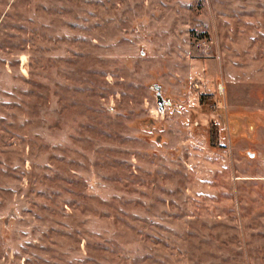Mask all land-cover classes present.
I'll return each instance as SVG.
<instances>
[{"label": "rangeland", "instance_id": "obj_1", "mask_svg": "<svg viewBox=\"0 0 264 264\" xmlns=\"http://www.w3.org/2000/svg\"><path fill=\"white\" fill-rule=\"evenodd\" d=\"M237 111L263 131L264 0H0V264H264Z\"/></svg>", "mask_w": 264, "mask_h": 264}, {"label": "crops", "instance_id": "obj_2", "mask_svg": "<svg viewBox=\"0 0 264 264\" xmlns=\"http://www.w3.org/2000/svg\"><path fill=\"white\" fill-rule=\"evenodd\" d=\"M256 121L254 115L233 112L228 121L223 122L226 129L222 127L225 135L223 133L221 135L222 148L219 150L238 161L249 158L264 160V128L262 131Z\"/></svg>", "mask_w": 264, "mask_h": 264}, {"label": "water", "instance_id": "obj_3", "mask_svg": "<svg viewBox=\"0 0 264 264\" xmlns=\"http://www.w3.org/2000/svg\"><path fill=\"white\" fill-rule=\"evenodd\" d=\"M155 88L157 89V101L159 110L163 112L166 108V104H170V101L166 100L162 95V87L160 85H155Z\"/></svg>", "mask_w": 264, "mask_h": 264}, {"label": "trees", "instance_id": "obj_4", "mask_svg": "<svg viewBox=\"0 0 264 264\" xmlns=\"http://www.w3.org/2000/svg\"><path fill=\"white\" fill-rule=\"evenodd\" d=\"M208 97H211V96H203L202 97V100H204V102H205V100L208 98ZM203 102V103H204ZM211 140H212V144H216V145H218L219 144V138H218V133H216V131L214 130H212V136H211Z\"/></svg>", "mask_w": 264, "mask_h": 264}]
</instances>
